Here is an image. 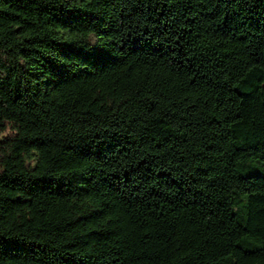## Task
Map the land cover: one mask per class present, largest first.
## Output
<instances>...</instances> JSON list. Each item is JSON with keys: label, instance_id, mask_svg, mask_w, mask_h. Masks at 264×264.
Masks as SVG:
<instances>
[{"label": "trees", "instance_id": "1", "mask_svg": "<svg viewBox=\"0 0 264 264\" xmlns=\"http://www.w3.org/2000/svg\"><path fill=\"white\" fill-rule=\"evenodd\" d=\"M0 264H264V0H0Z\"/></svg>", "mask_w": 264, "mask_h": 264}]
</instances>
